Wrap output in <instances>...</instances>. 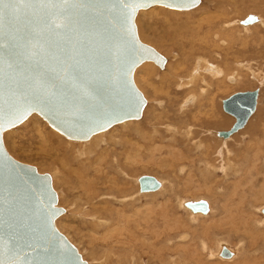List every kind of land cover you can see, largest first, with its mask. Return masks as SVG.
<instances>
[{
  "label": "rangeland",
  "instance_id": "374dc122",
  "mask_svg": "<svg viewBox=\"0 0 264 264\" xmlns=\"http://www.w3.org/2000/svg\"><path fill=\"white\" fill-rule=\"evenodd\" d=\"M214 1L216 0H200L201 5L195 7V9H191L190 11L173 9L170 10L182 12L180 13L181 15H178L179 17L175 18V20L178 19L179 22L181 20H186V22L189 21L194 23L195 20L198 21L202 18L205 19V17H214V15H217V12L224 13L225 8L220 6L218 8L214 7ZM143 11H145V16H141V18L138 17V19L137 15L135 17V25L137 26L136 29L138 31L141 30L139 32H142L139 33L137 31L140 40L145 42L146 44L149 43L148 45L155 48L166 59L165 65L170 64L172 66L173 62H175V60L179 58L176 54V50L178 51V49H175L176 47H171L169 45L170 40L167 39V41H165L160 38L158 34L163 32V29H165L164 27L166 26L162 17V11H160V9L158 8L154 9L153 7L149 9L150 12H148L147 9ZM204 11H208L209 14H204ZM250 15L260 17L264 21V9L260 11L241 9L240 13L230 12L229 16L227 14V19L229 17L230 20L232 19L231 21H241ZM179 18H181V20ZM172 20L175 21L174 18H171V21ZM149 25H151L152 30L150 29L151 27L149 28ZM252 25H249V28L246 32H244L245 30L242 29L246 26L239 24L235 26V29L233 26V30L227 29V36L224 35L223 37V41L225 40V45L224 47H220L225 48V52L227 51L225 60L223 61L226 67L218 64L219 59H215L214 53H210L207 58L209 59L210 63L218 64V66H221L229 73L232 71H237V73L240 72L244 74V72L246 73L244 65L248 64L249 68L257 73L258 76L256 77L257 79L252 80L253 78L251 75H249L251 77H248V75H246L245 79L247 80L245 84L243 83L244 85L237 84L235 86L233 85L232 89H227L225 91H223V89L220 92L218 91L215 99L217 100V109L214 110L213 118L210 117V112L208 118L211 120H215L218 119L217 115H220L221 117L226 119L227 123L225 126H222V128H205V130L201 127L197 128V124H194L193 122L188 120L189 118L191 119V117L202 119L204 115L202 116L199 111L206 110V106H201L199 109L197 107L198 105H195V108L190 106L191 108L187 107L185 109L187 110L190 108V111L187 112H183V109H180L181 102L183 103L182 100L184 99V97L186 98L187 88H181V86L183 85H180L179 81H181V79L183 80V78H186L185 73L187 74L189 72L188 69H190L191 67V65H188L189 63L186 64V69H184L183 67V71L179 72L181 74L179 75V80H177L175 77H170V75H166V68L160 70L154 64L152 65L153 67L143 65L142 67L139 68L138 66L135 69L133 73V82L146 100V105L141 118L129 123H126L128 121L123 122L125 124L119 123L120 125H114L105 131L97 133L96 136L105 133L107 137L109 136V138L112 137L113 139H117V143L120 146H116L115 150L120 151L122 150L124 145L128 143L133 145L132 142H135L134 144H136L137 146H139V144L140 146L143 145L144 141L142 140L143 138L139 135L140 132L152 133L155 130L157 132V134L155 133V136L157 135V139L162 140L161 144L168 145V136L171 133L168 132L167 129V126H169L174 129L176 128L177 130L179 129L178 131L180 133L176 136L177 141L178 139L180 141L179 143H176L173 152L174 150H178L180 152V155L185 156L181 160H177L175 155L173 154H162L160 157L158 155H156L155 157H144L142 159V163L140 162L137 166L135 165L137 168L134 172L129 171L127 173L128 179L123 177L121 178L120 175L119 184H122L123 182L125 184L126 181H124V179L127 180V184L124 186L121 185L122 189L120 188L119 193L116 192L115 196H117L118 199L121 196L127 195V198L125 199V203L127 204L125 205L128 206L127 208L125 205H122L121 207V203H119L118 201L119 199L117 201L113 200V204H102V202H97L96 199L88 200L83 191L79 187H77L74 177L71 174L68 176L66 173H62V169H59L60 167L58 165L55 164V166L50 163L49 159H47L48 157L41 153V150L43 148L40 145V140L37 137V130L41 129L42 133L45 134H48L46 132L55 133V131L51 129L48 124L39 116L33 114L35 115V117H31V115L25 120V122H22L17 127L3 133L2 141L4 148L14 160L23 164L33 166L38 173L48 174L50 176L52 188L57 195V205L64 210V213L55 220V226L57 230L77 248L78 252L82 254L81 256L88 264H242V262L246 258L250 264H264V242H259L254 238V236H256L255 234L257 233H260L257 234L258 236L264 235V213H262V211L264 210V201H261L260 203L259 201H257L261 199L259 198L260 195H258V191H260V185L256 183L257 181L255 180L253 182L256 184L253 188L249 186L247 187V185H240L241 187H238L240 190H247V188H250L245 194H243L239 189H233L232 187H230L233 185L234 181L236 182L241 178L242 170L237 172L236 174L233 173L234 177L233 175H231V173L229 174L231 177L229 175L223 176V174L218 171L216 173V176H218L217 180H219L220 178L221 180L220 183H218L219 187H217L216 189H212L211 194L216 197L213 198L212 196H209L211 194H205L204 188L199 189L196 186H193V182L188 178L192 175L194 176L195 174V176H197L196 178L201 177L200 171L204 168V163L201 161H204L206 156H208L210 153L212 155H209V157H212L213 160L220 159L217 155H214L217 158L213 156V153L215 154L220 148L221 150L219 151L220 153L222 152L221 155L227 158L223 155L227 150L231 155H235V152L242 153L243 150H245L243 153H249L251 151V154L255 149V147L252 146L260 144V159H262V163H264V26L255 25L256 27H253ZM138 27L140 29H138ZM158 28L163 29L161 30ZM212 41L215 43V39H213ZM213 49L218 50L219 48L215 49V47H213ZM235 63L242 64L238 66L234 65ZM162 77L164 78L161 79ZM196 84L197 88H195V92H197V89L199 87L198 83ZM256 89L259 91L256 109L253 115L249 118V122H252V124L248 121L247 124L249 126L252 125L251 128L254 126H258L257 133H249L251 128H249L246 124L247 126L245 125V129L244 127L239 129L238 131L230 135V137L226 140L216 137L214 132L217 131V129L218 132L219 130L228 131L235 121L232 116L222 111L221 101L228 98L234 93L253 91ZM148 99L149 101H147ZM195 114L199 115L196 116ZM36 118L39 121L36 120ZM34 120L38 123H41L38 128L33 125ZM253 122L255 123V125ZM127 124L129 125L127 126ZM184 128H192L191 131L195 134H192L190 138H185V134H183V132L185 131ZM211 131H213V133ZM56 134H58L59 138H61L63 141L73 142V144L76 145L77 149L80 146L78 145L79 143L89 142V140L72 141L67 138L65 139V137L59 133ZM202 135L205 137H203ZM140 137L142 138L141 140L139 139ZM202 137L205 140H203ZM166 138L168 140H166ZM201 138L204 142L200 147L198 144L202 142V140H200ZM207 138L209 141L207 140ZM126 139H131L133 141L131 142L130 140L129 142H125V144H123L122 141H125ZM257 139L261 140L257 141ZM197 140H199V143H197ZM219 143H221L220 148H218L220 146ZM136 145L131 147V150L129 151L130 154H133V151L137 147ZM195 145H198V148H195ZM203 145L206 146L204 147ZM246 146H248L249 148L251 147V149ZM100 147H102L101 149H105L107 147L109 148V146H105L104 144H100L99 148ZM214 147L218 149L216 150L214 149ZM40 148L42 149L40 150ZM222 161L224 162V158H222ZM181 164L184 166V168L183 166H181ZM142 175H150L155 177L156 179H159L161 182L163 181V188L154 193H138V184L136 179ZM239 192L242 197L244 196L243 200H239ZM100 198L101 197H99L97 200L99 201ZM134 199L136 202H134ZM185 200H206L210 204L211 211L207 213V216L203 215L205 217H202V214L200 213L193 214L189 209L187 210V208H185L183 204L179 205L180 201ZM242 202L253 203L252 205H250L251 207L249 211L254 215L249 211L248 212L249 214H251V217L249 215L250 219L254 221L250 222L251 224L249 228L244 227L243 222H241V225L239 222V226L237 227L236 224L238 221H235V217V219L231 217L233 214L226 217L224 219L225 222H228V225H231L228 226L224 221L221 222V225H223L224 229L226 227H230L236 229L238 232V237L232 235L228 236L226 233H224V229L218 228V220H216L218 217L215 216L216 210L219 209L222 205H225L227 209H231L232 207L234 208V206L236 205L238 209L239 207L243 206ZM103 205H107L108 207V210H103V214H105L106 216L103 215L101 211H97V209H102ZM178 205L179 208H177ZM137 208L138 212L136 211ZM256 208L259 210H256ZM135 211L137 212L136 214H134ZM125 212L128 214H126ZM118 214L121 215H119L121 220H119L120 218ZM125 214L128 217L126 216L127 219L122 220V218L125 217ZM190 214L192 216H190ZM235 214L236 213H234V215ZM191 217L196 218H194V223L190 220ZM100 219L107 222L105 223ZM154 221L156 222V226H153L152 222ZM257 221H259L260 225L255 224L257 223ZM121 222L124 223L121 224ZM206 224L211 225V228L206 230L204 228ZM119 226L122 227V230ZM112 231H114L113 233L115 234L112 233V235L110 236ZM181 232L182 234H180ZM250 232L252 233L251 238H249L251 236ZM245 234H248L247 237ZM183 235L186 236L187 239L181 238V236ZM199 238H201V240H203L205 243V246L203 248L204 250H202ZM240 240L242 241L240 242ZM254 240L256 241L255 246L249 248L248 242L253 243ZM218 241H220L221 243ZM218 243L220 245L223 243V245L227 244L226 247L233 250V258L230 257V260H227L229 258H221L219 256V250L221 246ZM236 250L238 251V254Z\"/></svg>",
  "mask_w": 264,
  "mask_h": 264
},
{
  "label": "water",
  "instance_id": "95a60500",
  "mask_svg": "<svg viewBox=\"0 0 264 264\" xmlns=\"http://www.w3.org/2000/svg\"><path fill=\"white\" fill-rule=\"evenodd\" d=\"M200 0H0V264H87L55 220L64 213L48 174L14 160L2 135L35 114L72 141L126 121L139 120L146 100L133 82L145 62L163 70L166 59L142 42L137 12L153 6L191 10ZM256 21L246 17L243 25ZM259 91L237 92L221 101L234 118L227 139L256 109ZM139 191L160 188L150 175ZM206 215L205 200L186 201ZM264 213V210L262 211ZM219 256L230 258L227 248Z\"/></svg>",
  "mask_w": 264,
  "mask_h": 264
},
{
  "label": "bare ground",
  "instance_id": "6f19581e",
  "mask_svg": "<svg viewBox=\"0 0 264 264\" xmlns=\"http://www.w3.org/2000/svg\"><path fill=\"white\" fill-rule=\"evenodd\" d=\"M214 2H215L214 3V7L218 8L220 6V7L225 8L224 13L217 12V15H214V17H205V19L202 18V19H200L198 21L195 20L196 23L195 22L192 23V22H189V21L186 22V20L185 21L181 20V18H179L181 21L179 22V20L177 19L178 20V22H177V20H175V18L179 17L178 15H181L180 13H182V12L173 11V10L167 9L166 7L163 8L162 6H159V7L158 6H156V7L153 6L154 9L158 8V9H160V11H162V17H163V20H164V22L166 24V26L164 27L165 29L162 28L163 32L158 33L160 38H162L165 41H167V39H169L170 40V44L169 45L171 47H173V48L176 47L175 49H178V51L176 50V54H177V56L179 58L177 60H175V62H173L172 66L170 64H168V65H165V67H164V68L167 69L166 70V75H170V77L172 76V77H175L177 80H179L180 79L179 75H181L179 72L183 71V67H184V69L187 68L186 67L187 63H189L188 65H191L190 69H188L189 72L187 74L185 73L186 78H183V80L181 79V81H179L180 82L179 84L183 85V86H181V88L182 87H186L187 88V93H186L187 95H186V98L184 97V99L182 100L183 103L181 102L180 109H183V112H187V111H190L191 107L195 108V105H198L197 106L198 109L201 106H206V108H207L206 110H203V111H199L198 110L199 113L202 114V116L204 115V117L202 119H199V118L197 119V117L195 118V117H191V116H190L191 119L190 118L188 119L189 121L193 122L194 124H197L196 125L197 128L201 127V128H204V129L205 128H215L216 129V128H220V127L222 128V126H225L226 123H227L226 119H224L220 115L219 116L217 115L218 119H215V120H213V119L211 120V119L208 118L209 112L211 113L210 117L213 118L214 110L217 109V106H216V101L217 100H215V99H216V95L218 94V91L220 92L223 89H224L223 91H225L227 89H232L233 85L235 86L237 84H243V83L245 84V82L247 80V79H245L246 75H248V77L252 76V78H253V79L251 78L252 80L257 79L256 77H258L257 73L252 71L249 68L248 64L244 65L245 71H246V73L244 72V74H242L240 72L237 73V71H232V72L229 73L226 70H224L221 66H218V64H220V65H223L224 67H226V65H224L223 61L225 60V55H226L227 51L225 52V48H220V47H224V45H225V40L223 41V37H224V35L227 34V29L233 30V26H234V29H235V26L237 24L243 25L242 21L244 20L243 19L241 21H234V20L231 21L232 19L230 20L229 17H228V19H229L228 20L227 19V14L229 16L230 12L240 13L241 9L252 10V11H254V10L255 11H260V10L264 9V0H216ZM199 5H201V4L199 3L196 7H198ZM150 8H152V7H150ZM149 9H147L148 12H150ZM193 9H195V7ZM144 13H145V11H143V10L138 11L137 12V19H138V17L141 18V16H145ZM207 13H208V11H206V12L204 11V14H207ZM218 14H220V15H218ZM209 16H211V15H209ZM253 17L256 18V21L254 23H251V24L243 25V26H246L245 28H242L243 30H245L244 32H246L248 30V28H249V25H252V24H254V25H252L253 27H256L257 25L264 26V21L260 17H257V16H253ZM171 18H174L175 21H173V20L171 21ZM159 25H160V23H159ZM161 25H163V24H161ZM150 27H151V25H149V28ZM230 28H232V29H230ZM138 29H140V28L138 27ZM150 29L152 30V27ZM158 29H161V28H158ZM164 30H166V31H164ZM139 31H141V30H139ZM139 33H142V32H139ZM137 35H138V33H137ZM211 39L212 40L215 39V43ZM218 45H220V46H218ZM213 47H215V49L216 48H219V49L218 50H214ZM210 53H214L215 59H219L218 60L219 63L217 62L218 64H212V63L209 62V59H207V58H208V55ZM241 64L242 63H239V64L235 63L234 65L240 66ZM143 65L144 66L146 65L148 67H153L152 66L153 63L145 62V63L141 64L139 66V68L142 67ZM247 73H249V74H247ZM249 75H251V76H249ZM163 78L164 77H162L161 79H163ZM196 83H198V85H199V87L197 89V92H195L196 91L195 88H197L196 87L197 86ZM147 101H149V99ZM203 104H206V105H203ZM187 107H190V108L185 110ZM194 110H196V109H194ZM198 115L199 114H197L196 116H198ZM31 117H35V115H32ZM36 120H38V119L36 118ZM196 121H198V122H196ZM129 122H131V121H128L126 123H129ZM248 122H249V120H248ZM249 123L252 124V122H249ZM40 124L41 123H38L35 120L33 121V125L36 128H38L40 126ZM123 124H125V123H123ZM128 125L129 124H127V126ZM254 125H255V123H254ZM186 126H188V125H186ZM251 126L252 125H250V126L248 125L249 128H251ZM167 127L166 128L168 129V132H171L169 134V136H168L169 140L166 138V140H168V143H167L168 145L161 144L162 140L161 139H157V135L155 136V133L157 134V132L154 130V132H152V133L140 132L139 135L143 139L141 137L139 139L140 140L142 139L144 141L143 145H141V146H140V144H139V146L134 144L135 142H132L133 140H131V139H129V140L126 139L125 141H122V143L125 144V142H129L131 140L133 145H131L129 143L125 144L124 147L122 148V150H120V151L117 150L118 152L115 150L116 146H120L117 143L118 142L117 139H113L112 137L109 138V136L107 137L105 135V133L101 134V135L99 134V136L98 135L96 136L97 133L92 135L91 138L88 139L89 142L79 143L78 145H80V146L78 147V149L76 148V145L73 144V142L63 141L61 138H59V135L56 134L58 132L55 131V130H54L55 133L54 132H46L48 134H45V133H42L41 129H39V130H37L38 135L37 134L36 135H37L38 139L40 140V145L43 148V149L40 148V150L42 149L41 153L48 157L47 159H49L50 163H52L53 165H55V164L58 165L60 167L59 169H62V173H66L68 176L71 174L74 177V180H75V182L77 184V187H79L83 191V193L85 194V196L87 197L88 200H95L96 199L97 202H102V204H113V202H112L113 200L117 201L119 199L118 201H119V203H121V207H122V205L126 204L125 203V199L127 198V195L124 194L125 196H121V197H119L117 199V196H115L116 192L119 193L121 185L124 186V185L127 184V180H126V179H128V174L127 173L129 171L130 172H134L136 170V168H137L136 166L140 162L142 163V159L144 157H149V156L155 157L156 155H158L160 157L162 154H173V155H175L177 160H181V159L184 158L185 155H180L179 154L180 152L178 150H174V152H173V149H175L176 143L177 142L179 143V141H180L179 139L177 141V138H176V136L178 134H180L179 131H178L179 129L177 130L176 128L174 129V128L169 127V126H167ZM257 127L256 126L252 127L250 129L249 133H257V130H258ZM263 128H264V126H263ZM191 129L190 128L185 129V131L183 132V134H185V138H187V137L190 138V136L192 134H195V133H192ZM244 129H245V126H244ZM126 130H127V128H126ZM243 131H245V130H243ZM136 132H138V131H136ZM211 132L213 133V131H211ZM216 132H218V129H217V131L214 132L215 135H216ZM212 133H211V135H212ZM51 137H54V138H51ZM203 137H205V136H203ZM121 138H122V136H121ZM202 138L200 140H202ZM136 140H137V138H136ZM203 140H205V139L203 138ZM203 140L200 143H199V140H197L198 141L197 143H199L198 145L200 147H201V144L204 142ZM207 140H208V138H207ZM217 140H219V139H217ZM260 140L257 139V141H260ZM261 142H263V141H261ZM100 144L101 145L104 144L105 146H109V148L108 147L107 148L104 147L105 149H101L102 147L99 148ZM219 144H220V146L219 147L217 146L218 148L221 147V143H219ZM110 145H111V147H110ZM135 145L137 147L136 148L134 147L135 150L133 151V154H130L129 151L131 150V147H133ZM198 145H195V148H198L197 147ZM250 145H253V144H250ZM246 147H248V146H246ZM246 147H244V148H246ZM252 147H255V149H254L253 153H251V154H250V152H251L250 150H249L250 151L249 153H246V152L243 153L245 151V150H243V152H242L243 154L235 152L234 153L235 155H231L228 150L227 151L225 150L226 152L223 155L226 156L227 158H225V157H223L221 155L222 152L220 153V151H219V150H221V148H220L215 154L213 153V156L217 155L218 158H220V159H218L219 161L216 160V159L213 160L212 157L210 158L209 155H212L210 153L208 156H206L204 161H201V162L204 163V168H203V170L200 171L201 177L196 178L197 176H195L196 175L195 174L194 176L192 175L191 177H188V178L193 182V186H196L199 189L204 188L205 189V194L209 195V194L212 193V189L213 188L216 189L217 187H219L218 183H220L221 178L220 179L218 178L219 180H217L218 176H216V173L218 171H220L223 174V176H226V175H229L230 173H231V175H233V173L236 174L237 172L242 170L241 171L242 172L241 178L238 179V181H236V182L234 181L233 185L230 186V187H232L233 189H239L238 187H241L240 185H247V187L249 186V187L253 188L256 185L253 182L256 180L257 181L256 183H258V185H260L259 186L260 191H258L259 192L258 195H260L259 198H261L260 200H257V201H259V203L261 201L263 202L264 201V163H262V159H260V157H261V153H260L261 152V150H260L261 146H260V144H258V145L256 144V146H252ZM223 148H225V147H223ZM214 149H216V147H214ZM249 149H251V147ZM238 151H240V150H238ZM214 157L217 158L216 156H214ZM222 158H224V162L222 161ZM181 166H183V165L181 164ZM183 168H184V166H183ZM183 168H182V170H183ZM243 169H244V172H243ZM120 175H121V178L122 177L126 178V179H124V181H126L125 184H124V182L122 184H119V176ZM233 177H234V175H233ZM157 181H159V183H160V188L157 189V191H158V190L163 188L162 187L163 186L162 185L163 181L161 182L159 179H157ZM229 181H233V180H229ZM228 187H229V185H228ZM242 187H244V186H242ZM249 189L247 188V190H249ZM247 190L243 189V190H240V192L245 194L247 192ZM157 191H155V192H157ZM240 192H239V194H240ZM248 192H250V191H248ZM120 193H122V192H120ZM138 193H141L139 191V186H138ZM144 193H154V192H144ZM131 195H134V194H131ZM131 195H130V197H131ZM209 196H212L213 198H216V197H214L213 194H211ZM234 196H235V194H234ZM238 196H239V200H243L244 196L242 197L241 194L238 195ZM99 197H101V198L98 201L97 199ZM133 198H135V197H133ZM187 201H189V200H187ZM134 202H136L135 199H134ZM185 202H186V200L185 201H180L179 205L183 204V206H184ZM206 202L208 203V208H209V212H210L211 211L210 204H209L208 201H206ZM252 204H253L252 202L243 203V206L239 207L238 209H237L236 205L234 206V208L232 207L231 209H227L225 207V205L220 206V208L216 210V214H215V216L218 217L216 219V220H218L217 221L218 225H219L218 228L224 229L223 225H221V222H223V221L225 222L224 219L226 217H228V216H231L232 214L233 215L231 217H233V218L235 217L236 218V219L234 218L235 221H238L237 224H236L237 227L239 226L238 225L239 222H240V225H241V222H243L244 223V227L249 228L250 224H251L250 222L254 221V220L250 219L251 214H253V213L249 211V209L251 207L250 205H252ZM179 205H178L177 208H179ZM127 207L128 206H126V208ZM103 210H108L107 205L106 206L103 205V208L100 209V210L97 209V211H101L102 214H103ZM120 210H121V208H120ZM256 210H259V209L256 208ZM136 211L138 212V208L136 209ZM136 211H135V213L134 212L133 213L136 214L137 213ZM248 211L251 214H249ZM127 212H128V209H127ZM233 212L236 213V214L234 215ZM120 214H121V212H120ZM120 214H118V216ZM126 214H128V213H126ZM126 214H125V217L127 216ZM103 215H105V214H103ZM249 215H250V217H249ZM120 216H119V218H120ZM190 216H192V215L190 214ZM206 216H207V214H206ZM125 217L122 218V220L123 219L126 220L128 216L126 218ZM202 217H205V216L202 215ZM194 218L195 217H191V219H190L193 223H194V220L196 219V218L195 219ZM100 220H102V219H100ZM119 220H121V218ZM102 221H104V220H102ZM123 223L121 222V224H123ZM152 223H153V226H156V222L155 221L152 222ZM262 223H263V221H262ZM255 224L260 225L259 221H257V223H255ZM226 225H228V222L226 223ZM226 225H224V226H226ZM229 225H231V224H229ZM117 226H118V222H117ZM210 226L211 225L206 224L204 226V228L206 230H208L209 228H211ZM119 227H121V226H119ZM137 227H139V226H137ZM120 229L122 230V227ZM113 230H114V228H113ZM224 230H225L224 233H226L228 236L232 235V236H237L238 237V235H237L238 232H237L236 229L230 228V227L229 228L226 227ZM81 232H83V231H81ZM113 232L114 231L111 232L110 236L112 235ZM113 234H115V233H113ZM180 234H182V232ZM184 234H186V233H184ZM241 234H242V232H241ZM251 234L252 233L250 232V235ZM257 234H260V233H257ZM257 234H255L256 236L253 235L255 240H258L259 242H264V235L258 236ZM247 235H246V237H247ZM157 237H158V235H157ZM251 237H252V235L249 238H251ZM181 238H186V236L183 235V236H181ZM176 239H178V238H176ZM255 240H254L253 243H249L248 242L249 248L255 246V244H256ZM181 241H183V240H181ZM241 241L242 240H240V242ZM199 242H200V245L202 246V250H204L203 249L204 246H205L204 241L201 240V238H199ZM218 242H220V241H218ZM240 242H238V243H240ZM223 244H221V245L219 244L221 246V248L219 247L220 248L219 253H220L222 248H227L226 247L227 244L226 245H223ZM189 245H190V243H189ZM238 245H240V244H238ZM228 250L231 253V257L233 258V255H234L233 250H231V249H228ZM236 252L238 254L237 250H236ZM208 256H210V255H208ZM227 260H230V258L227 259ZM225 261H226V259H225ZM242 264H250V263L248 262V260L246 258V259H244Z\"/></svg>",
  "mask_w": 264,
  "mask_h": 264
}]
</instances>
